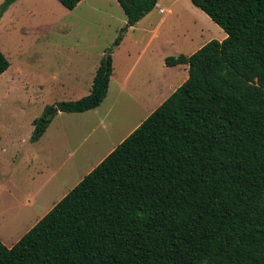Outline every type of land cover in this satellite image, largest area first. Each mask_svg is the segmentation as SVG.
<instances>
[{
  "label": "trees",
  "instance_id": "obj_1",
  "mask_svg": "<svg viewBox=\"0 0 264 264\" xmlns=\"http://www.w3.org/2000/svg\"><path fill=\"white\" fill-rule=\"evenodd\" d=\"M117 1L130 27L160 0ZM191 1L227 36L165 58L187 80L13 246L0 239V264H264V0ZM10 65L0 49V76ZM112 74L108 54L88 95L33 120L31 141L55 106H100Z\"/></svg>",
  "mask_w": 264,
  "mask_h": 264
},
{
  "label": "rangeland",
  "instance_id": "obj_2",
  "mask_svg": "<svg viewBox=\"0 0 264 264\" xmlns=\"http://www.w3.org/2000/svg\"><path fill=\"white\" fill-rule=\"evenodd\" d=\"M4 1L0 0V6ZM224 34L191 0H160L132 29L117 0H82L74 9L59 0L14 2L0 18V49L11 63L0 76V231L6 233L0 234V239L8 246L17 242L27 227L48 213L62 194L75 187L173 89L164 90L153 103L142 101L141 96L147 94L140 90L129 91L128 97L120 95L119 103L114 105L110 99L101 107L98 118L80 126L75 133L74 122L57 117L56 123L66 121L65 133L69 135L66 165L57 175L55 160L46 167L51 181L44 192L50 194V202L34 214L33 208L24 204L21 192L39 186L42 161L35 159L30 163L24 156L14 161V153L17 146L24 149V142L34 129L33 120L42 115L47 105L84 96V85L75 88L65 80L77 73L87 76L97 60L111 54L118 78L134 64L137 68L132 80L146 82L151 73L159 71L164 57L190 55L212 39L222 40ZM119 35L125 39L120 48L114 46ZM111 107L108 116L106 111ZM55 108L52 112L57 114ZM113 119L123 120L124 125L111 134L108 127ZM103 128L110 138H103ZM24 216L28 222L18 230L13 228Z\"/></svg>",
  "mask_w": 264,
  "mask_h": 264
},
{
  "label": "crops",
  "instance_id": "obj_3",
  "mask_svg": "<svg viewBox=\"0 0 264 264\" xmlns=\"http://www.w3.org/2000/svg\"><path fill=\"white\" fill-rule=\"evenodd\" d=\"M158 4H159V2H158ZM136 24L134 26H130L129 28L130 29L134 28L136 26ZM226 36H227V33L225 32V34L222 36V40ZM124 42H125V39H123L122 42L120 43V45L117 46V47H119V48L122 47ZM166 57H164V59L161 60L159 71L155 72V73H151V75H149V77L147 78L146 82H140L138 79H133L132 80L131 77H132V75L134 73L135 68H137V66L134 65V64L129 67V69L126 71V73L124 74L123 77L118 78L116 76L117 75V71H116V66H115V62H114V59H113V65H114L113 66V74H112L111 79H110V85H109L108 94H107L106 98L104 99V101L102 102V104L100 106H98V107H96L94 109L88 110V111H84V112H64V111L58 110L57 114H55V116L53 117V119H52L51 123L49 124L48 128L46 129V131L44 132V134L42 135V137L39 140H37L35 142L31 141L30 138H31V135L33 133L32 132L26 138V140L24 142L25 143L24 149H20L17 146V148L15 149V153H14V156H15L14 157L15 158L14 161H17L18 158L22 157V156L25 157L26 161H30V163L33 162L35 159H41V161H42V162L39 163V165H40V169L39 170H40V172H43L42 177L40 178L41 180L39 182V186H37L36 188L27 187V190H25V192H21V195L25 198L24 204L26 206H30V207L33 208L32 213L35 214L36 211L40 210L47 203L50 202V196H49L50 194L49 193L47 194L46 192H44L47 184L51 181V179L49 177V173L46 174V172H45L46 167L50 165L51 160H55L58 166L55 168L54 173H55V175H57L63 170V168L66 165V157H65L66 156V151H67L66 150V145H67L66 138H68L69 135H67L65 133V129L67 130L66 121L65 122H61V123H58V122L56 123L57 117H59V118L60 117L61 118H65L66 117L70 121L74 122L72 131H73V133H75L76 131L79 130L80 126L85 125V124L90 123V122H93L94 119L98 118V115L100 113L101 107L104 105V103H106L107 101H110V99L112 101V105H114L115 102L119 103L120 95L124 96V97H128V96H130L129 93H128L129 91L140 90V91H145L146 94H147V95H145V97L143 95L141 96L142 101H148V103H150V102L153 103L156 99L159 98V96L163 93L164 90H167L168 88L173 86V89L170 92L167 93L166 97H164V98H162L160 100L159 104L157 105V107H158L184 81H186L188 76H189V65L188 64H180V65H176V66H167V65H165V58ZM100 63H101V60H97V62H95V64L92 66V68L89 71L87 76H81V75H79L77 73L72 79L65 80V82H70L72 87H75V88H77V87H79L81 85H84L86 90H87V91H85L86 93H84V96L88 95L90 93V91H91L93 79L95 77L96 71H97ZM163 65H165V66H163ZM167 73H169L170 75L175 73L176 76L174 78H172ZM115 90L117 91L116 94L114 93ZM112 108L113 107L109 108L108 111H106L108 116L112 112L111 111ZM116 120L117 119H113L112 122H110V124H109L108 129L110 130L111 134H113L114 132L122 129V127L124 125L123 120H118V121H116ZM58 124H59V126H58ZM102 131L104 132L103 138H107V137L110 138L109 132H107L106 128H103ZM125 138H126V135L120 140V142H122ZM13 144L18 145L17 142H15ZM116 146H118V145L116 144L110 150H108L107 153L96 162V166L114 148H116ZM34 147L37 149L36 151H33ZM27 150H29L30 153H26ZM62 153L64 155L63 158H62ZM94 168H92V169H94ZM57 189H58V186H57ZM9 193L11 194V191H9ZM67 193L62 194L61 195L62 197L60 196V198L58 200H61ZM53 204L55 205L56 203H53ZM53 204L49 208L52 209V207L54 206ZM45 214H46V212H44L41 215L40 219ZM40 219H38L35 223H33V225H30L29 227H27L25 232L27 233ZM27 222H28L27 218H26V216H24V219H22V221L20 223L16 224L13 228H17V230H18V228L22 227ZM11 232H12V230L9 233L11 234ZM14 233H16V231L13 232V234ZM0 234L4 235L6 233H4V231H0ZM15 243L10 245L9 247L13 246Z\"/></svg>",
  "mask_w": 264,
  "mask_h": 264
},
{
  "label": "water",
  "instance_id": "obj_4",
  "mask_svg": "<svg viewBox=\"0 0 264 264\" xmlns=\"http://www.w3.org/2000/svg\"><path fill=\"white\" fill-rule=\"evenodd\" d=\"M59 109L56 107L54 112H57Z\"/></svg>",
  "mask_w": 264,
  "mask_h": 264
},
{
  "label": "built area",
  "instance_id": "obj_5",
  "mask_svg": "<svg viewBox=\"0 0 264 264\" xmlns=\"http://www.w3.org/2000/svg\"><path fill=\"white\" fill-rule=\"evenodd\" d=\"M161 11H163V9H161Z\"/></svg>",
  "mask_w": 264,
  "mask_h": 264
}]
</instances>
